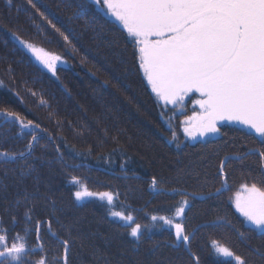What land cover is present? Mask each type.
<instances>
[{
  "label": "trees",
  "instance_id": "1",
  "mask_svg": "<svg viewBox=\"0 0 264 264\" xmlns=\"http://www.w3.org/2000/svg\"><path fill=\"white\" fill-rule=\"evenodd\" d=\"M32 4L35 8L28 0H13L10 8L5 0H0V111L17 112L44 130L39 135L47 149H38L37 155L43 152L45 159L32 161L44 182L41 190L46 183L54 198L73 205L71 192L75 186L68 182V176H77L92 191L113 192L115 211L133 215L142 225H158L133 252L131 237L117 228L122 222L108 216L109 205L98 199L86 200L65 213V222L79 220L72 233L76 239L70 264H168V260L172 264H190L187 252L171 248L173 236L163 222H152L150 217L173 214L180 197L168 193L219 187L220 161L259 145L235 127L222 128L227 135L208 139L217 142L207 147V140L187 142L181 115L163 107L151 91L139 66L136 45L123 27L91 0H32ZM81 10L84 15L78 17ZM40 12L69 36L70 44ZM14 32L37 47L60 55L66 63L53 75L32 58L14 38ZM5 120L0 116V123ZM6 128L10 131L5 132L8 139L4 148H23L31 133L38 131L22 129L15 122H8ZM18 131L23 135L18 136ZM173 133L177 140L172 139ZM57 146L64 154L63 168L57 162ZM227 171L231 191L219 201L198 203L188 213V228L195 235L192 251L199 256L200 264H234L218 256L213 241L249 255L245 238L231 227H200L210 225L218 214H225L240 231L246 230L241 227L243 218L228 197H234L245 182H261L258 156L253 155L243 165L233 163ZM152 177L161 181V194L152 189ZM25 183L30 187L31 177ZM15 191L14 187L8 188L9 193ZM3 207L4 201L0 200V210ZM40 207L37 213L43 216ZM22 213V209L17 213L21 219ZM4 224L12 236L14 230L7 214ZM19 230L20 225L15 226V231ZM41 232L49 256L58 252L60 245L55 238L45 234L43 227ZM32 242L38 243L34 238ZM151 243L160 245L156 253L149 251Z\"/></svg>",
  "mask_w": 264,
  "mask_h": 264
},
{
  "label": "snow or ice",
  "instance_id": "2",
  "mask_svg": "<svg viewBox=\"0 0 264 264\" xmlns=\"http://www.w3.org/2000/svg\"><path fill=\"white\" fill-rule=\"evenodd\" d=\"M5 2L10 8L13 6V0ZM93 2L100 10L114 17L126 30L127 36L132 38L139 66L163 107L171 105L172 109H183L189 96L199 94V98L194 99V107L198 106L199 111L182 121L183 132L190 140L223 137L227 133L221 131V125L227 122L248 130L243 135L259 145L249 147L233 158L225 156L220 161L217 172L219 187L168 193L180 197L173 214L152 215L151 221H162L172 233L171 248L187 252L190 264H200L199 256L192 251L195 235L194 230L189 231L188 228V213L198 203L219 201L226 192L231 191L227 167L233 163L243 165L256 155L261 169V182H245L234 197H228L243 217L241 227L246 230L240 231L225 214H218L210 225L200 227L228 226L245 238L249 248L247 256L219 241L212 242L215 252L226 260L234 264H264V0ZM28 3L35 8L32 0H28ZM39 15L60 33L65 42L71 43L69 36L61 32L43 12ZM83 15V10L77 13L78 17ZM13 36L53 75L56 74L58 63H66L60 55L21 39L15 32ZM166 114L162 112V115ZM0 116L6 118L0 123V200L4 201V207L0 210V264H70L69 257L76 239L72 233L79 220L65 222V213L71 211L73 206H81L91 199L111 206L115 200L114 193L92 191L79 177L70 174L68 182L75 186L71 192L73 205H65L54 198L46 183L42 191L41 184L44 182L32 161L45 159L43 152L37 155L38 149H47L46 144H41L43 137L39 135L44 130L39 124L26 120L14 111H0ZM8 122H15L22 129L38 131L31 133L30 140L23 148H4L3 143L8 139L5 132L10 131L6 128ZM17 135L22 136L23 133L18 131ZM172 139L177 140L175 133ZM215 142L207 140L204 146ZM176 146L181 147L178 142ZM55 151L57 162L62 168L65 167L64 154L59 146ZM29 177L32 180L30 187L25 183ZM160 183L156 177H152L151 187L157 194H161L158 188ZM10 186L16 189L15 193L8 192ZM9 196L11 199H8ZM38 207L43 216L37 213ZM21 209L22 219L17 215ZM4 214L8 215L13 226L12 236L4 224ZM107 214L113 220L123 222L117 228L124 229L131 237L133 252L158 228L155 223L142 225L136 222L133 215L112 210L111 207ZM17 225H20L19 231H15ZM42 227L45 234H50L60 245V250L51 256L44 243ZM159 230L163 231L164 228ZM33 238L38 243H33ZM159 247L158 243H151L149 251L156 253ZM34 255L38 258L33 259ZM168 264H172V261L168 260Z\"/></svg>",
  "mask_w": 264,
  "mask_h": 264
},
{
  "label": "rangeland",
  "instance_id": "3",
  "mask_svg": "<svg viewBox=\"0 0 264 264\" xmlns=\"http://www.w3.org/2000/svg\"><path fill=\"white\" fill-rule=\"evenodd\" d=\"M93 2V0H91ZM98 8V7H97ZM99 9V8H98ZM100 10V9H99ZM101 12H103L110 20L116 22L117 24H119L118 21L115 20L114 17H111L110 15L106 14L105 11H102L100 10ZM120 25V24H119ZM122 27V25H120ZM27 50V49H26ZM28 51V50H27ZM29 52V51H28ZM29 54L32 56V58L39 63L38 60H36V58L29 52ZM40 64V63H39ZM43 68H45L42 64H40ZM64 65V62H61V63H58L57 64V68L60 67V66H63ZM46 69V68H45ZM48 71V69H46ZM143 71V70H142ZM49 72V71H48ZM51 73V72H50ZM151 87V86H150ZM154 94V93H153ZM155 95V94H154ZM199 98V94L198 93H193L191 96H189L185 103H184V108L183 109H180V108H176V109H172V106L169 105L167 107L171 108L173 111H176V112H179V115H181L182 119L184 120L187 116H191L193 115L195 112L199 111V108L198 106L194 107V99H198ZM224 127H235V128H239L241 129L242 131L246 132L248 130L246 129H242V127L240 125H236V124H229L227 122H225L223 125H221V129L224 128ZM254 134V133H253ZM185 135V134H184ZM186 140L187 142H190V143H196V142H199V141H202L200 138L197 139V141H192L190 140L186 135ZM215 138H218V137H207V138H204V140H208V139H215ZM203 140V141H204ZM112 208L113 209V206H108V208ZM243 218V217H242ZM119 221V220H118ZM123 223V222H122ZM219 257L225 259L224 257L220 256L218 254Z\"/></svg>",
  "mask_w": 264,
  "mask_h": 264
},
{
  "label": "bare ground",
  "instance_id": "4",
  "mask_svg": "<svg viewBox=\"0 0 264 264\" xmlns=\"http://www.w3.org/2000/svg\"><path fill=\"white\" fill-rule=\"evenodd\" d=\"M97 7V6H96Z\"/></svg>",
  "mask_w": 264,
  "mask_h": 264
}]
</instances>
